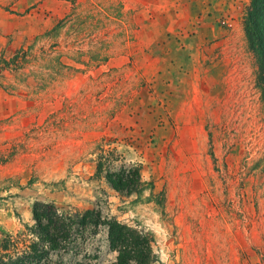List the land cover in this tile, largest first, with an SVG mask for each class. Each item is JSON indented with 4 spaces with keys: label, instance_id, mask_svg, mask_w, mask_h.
<instances>
[{
    "label": "rangeland",
    "instance_id": "obj_1",
    "mask_svg": "<svg viewBox=\"0 0 264 264\" xmlns=\"http://www.w3.org/2000/svg\"><path fill=\"white\" fill-rule=\"evenodd\" d=\"M252 1L0 0V57L46 55L39 82L0 80V240L43 202L149 233L154 264H264ZM58 61L70 68L54 79ZM131 167L139 195L105 179ZM91 232L51 263L110 264L107 228Z\"/></svg>",
    "mask_w": 264,
    "mask_h": 264
},
{
    "label": "trees",
    "instance_id": "obj_2",
    "mask_svg": "<svg viewBox=\"0 0 264 264\" xmlns=\"http://www.w3.org/2000/svg\"><path fill=\"white\" fill-rule=\"evenodd\" d=\"M244 31L248 48L253 53L258 68L257 85L264 93V0L252 1ZM52 53L56 51L52 50ZM42 55L45 52L37 53L30 48L21 50L10 61L0 57V80H4L3 72L6 69L14 72L28 69V76L39 82L37 75L40 74L36 73L40 72L34 62L40 59L38 56L43 60ZM57 64L55 71L49 75H54V79L61 76L62 69L70 68L60 61ZM46 86L44 84L42 88ZM97 169L102 171V163H98ZM105 179L115 190L127 194L139 195L146 185L141 181L136 167L106 172ZM32 213V226H25V230L17 236L7 235L0 240V264H52V253L69 250L71 240L82 238L87 231L93 230L91 233H95L100 225L107 228L108 249L115 254L110 264H154L157 261L152 248L153 237L149 233L117 220L103 221L94 210L66 214L59 212L52 203L36 202Z\"/></svg>",
    "mask_w": 264,
    "mask_h": 264
}]
</instances>
